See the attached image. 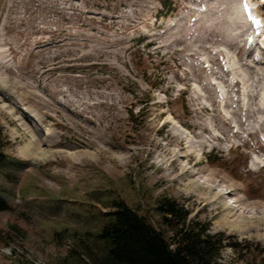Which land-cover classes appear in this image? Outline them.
<instances>
[{"label":"rangeland","instance_id":"rangeland-1","mask_svg":"<svg viewBox=\"0 0 264 264\" xmlns=\"http://www.w3.org/2000/svg\"><path fill=\"white\" fill-rule=\"evenodd\" d=\"M235 1L0 0V264H93L113 199L165 230L166 197L226 233L222 264L262 260L264 33Z\"/></svg>","mask_w":264,"mask_h":264},{"label":"trees","instance_id":"trees-1","mask_svg":"<svg viewBox=\"0 0 264 264\" xmlns=\"http://www.w3.org/2000/svg\"><path fill=\"white\" fill-rule=\"evenodd\" d=\"M5 146L0 139V174L8 162ZM4 206L0 196V209ZM110 208L97 235L106 254L93 264H222V251L229 244L226 233H212L208 222L190 219L189 210L176 199L163 198L156 207L171 239L124 199H113ZM255 264H264V257Z\"/></svg>","mask_w":264,"mask_h":264},{"label":"bare ground","instance_id":"bare-ground-1","mask_svg":"<svg viewBox=\"0 0 264 264\" xmlns=\"http://www.w3.org/2000/svg\"><path fill=\"white\" fill-rule=\"evenodd\" d=\"M235 2H236L235 3V10H236L237 14L241 17L243 24L248 23V21H247V20H249L248 19L249 17L247 15L248 13L246 14L245 10L242 8L243 4L241 5L239 0H237ZM255 13L257 15H262V12L260 10L255 11ZM262 22H263V26L259 29V31L264 33V17L262 18ZM262 43L264 44V39H262ZM232 73L235 74L234 70H232ZM41 141L42 142L32 141L28 145V149L33 150V151L31 150L32 152L30 151L32 154V157L39 156L38 154L43 155V157H48V158L53 157V155H55V152H53L52 149L49 148V146L51 145L49 140L43 137V139H41ZM256 162L257 161L255 159H253V161H252L253 165H255ZM197 173L198 172H196V174ZM193 176L196 177L195 174H193ZM200 183L201 182L199 179H195V178L191 179V181L189 182V185L192 188L191 191L195 192L200 187V185H201ZM206 186L209 189L208 194H209V197L211 198V199L209 198V202H217V204H221L220 206L225 208L226 212H225V215H223L225 222H227V221L231 222L229 217L230 218L235 217L238 220L239 219L238 211L240 210V208H242V206L240 207L236 203L238 200L237 199L228 200V197L226 194L227 192L217 190L216 187L213 186V184L208 183ZM217 208H219V207L217 206ZM235 218H234V220H235Z\"/></svg>","mask_w":264,"mask_h":264},{"label":"snow or ice","instance_id":"snow-or-ice-1","mask_svg":"<svg viewBox=\"0 0 264 264\" xmlns=\"http://www.w3.org/2000/svg\"><path fill=\"white\" fill-rule=\"evenodd\" d=\"M243 7H244V9H248L249 8L248 0H244ZM256 22L259 23V21H256Z\"/></svg>","mask_w":264,"mask_h":264}]
</instances>
